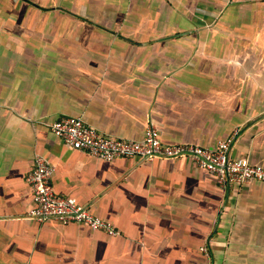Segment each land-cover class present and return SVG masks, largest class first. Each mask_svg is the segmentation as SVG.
<instances>
[{"label": "crops", "instance_id": "obj_1", "mask_svg": "<svg viewBox=\"0 0 264 264\" xmlns=\"http://www.w3.org/2000/svg\"><path fill=\"white\" fill-rule=\"evenodd\" d=\"M216 149L264 167V0H0V264H264V182L189 157L107 161L51 130ZM42 155L58 195L116 234L28 217Z\"/></svg>", "mask_w": 264, "mask_h": 264}, {"label": "built area", "instance_id": "obj_2", "mask_svg": "<svg viewBox=\"0 0 264 264\" xmlns=\"http://www.w3.org/2000/svg\"><path fill=\"white\" fill-rule=\"evenodd\" d=\"M51 130L70 148L107 161L117 157L151 159L156 156H184L214 174L222 186L229 187L252 180L264 182V167L252 164L246 157L230 156L232 137L221 141L216 149L193 144H165L161 141L157 127L150 123L143 140H128L101 133L81 116L61 117L51 124ZM54 171L55 167L45 157L36 155L35 167L27 177L34 201L28 217L38 221L56 218L65 222L84 223L92 229L116 234L117 231L108 222L80 205L76 198L55 192L52 183Z\"/></svg>", "mask_w": 264, "mask_h": 264}]
</instances>
